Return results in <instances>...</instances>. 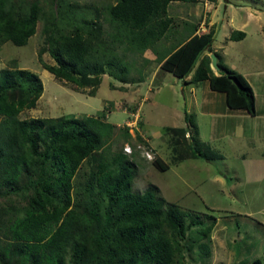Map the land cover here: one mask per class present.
<instances>
[{
    "label": "trees",
    "instance_id": "1",
    "mask_svg": "<svg viewBox=\"0 0 264 264\" xmlns=\"http://www.w3.org/2000/svg\"><path fill=\"white\" fill-rule=\"evenodd\" d=\"M113 2L104 11H97L68 0H0V46H24L34 35L36 24L52 13L44 47L53 64L43 63L39 52L37 61L44 71L75 89L94 92L103 75L121 84L141 82L153 62L177 79L194 68L191 82L206 80L211 91L226 93L229 108L252 112L253 95L241 75L226 68L216 54L218 71L213 75L209 58L201 57L203 52L210 53L213 31L196 35V25L187 21H181V32L175 28L169 6L189 5L196 0ZM184 34L186 38L173 42ZM243 36L232 32L229 40L238 41ZM165 41L171 45H163ZM145 52L153 59L144 58ZM131 72L137 78H131ZM41 93V82L33 73L15 67L0 69V167L13 181L17 179L15 173L31 168L33 178L23 185L24 190L32 186L41 191L40 204L7 225L13 243L0 248L3 258L12 252L20 258L16 264L30 259L34 264H63L62 254L70 248L72 264H173L180 253L175 238L182 237L188 224L195 225L196 221L189 219L186 223V212L157 200L153 186L141 193L130 191L137 170L135 153L111 151L109 139L114 127L103 122L102 116L19 120L18 114L32 109ZM183 121L184 129L174 130L187 133L191 158L203 162L218 159L198 141L193 115L183 113ZM65 129H72L78 142L71 141ZM125 138L127 141L129 136ZM96 151L99 153L87 187L94 184L108 202L100 213L95 202L89 200L91 209L77 213L69 209V179L80 162ZM151 164L159 172L167 170L158 157ZM50 181L58 184L54 193L45 192ZM54 196L62 200L56 201ZM211 228V224L201 227L199 238L204 240ZM198 247L208 254L206 242ZM89 249L94 252L86 263Z\"/></svg>",
    "mask_w": 264,
    "mask_h": 264
},
{
    "label": "rangeland",
    "instance_id": "2",
    "mask_svg": "<svg viewBox=\"0 0 264 264\" xmlns=\"http://www.w3.org/2000/svg\"><path fill=\"white\" fill-rule=\"evenodd\" d=\"M68 1L97 11H104V8L114 4L113 0ZM231 1L236 5L244 2L245 6L254 7L264 13V0ZM168 14L175 19V28L180 32L183 30L181 21L194 24L198 19L195 11L192 12L182 4H171ZM52 16V13H48L41 23L36 24L34 35L28 38L24 46L16 47L10 43L0 46V69L15 67L33 73L42 86V93L34 107L23 110L17 118L84 119L102 116L103 122L112 125L114 129L109 139L111 151L126 155L132 151L135 153L133 161L137 170L130 191L141 193L146 187L153 186L157 189V200L173 204L186 212L189 215L186 223L189 219L197 223L191 226L188 224L184 235L175 238L180 245V257L175 256L173 264H264V180L249 179L245 173V162L264 159V135L261 137L255 133L253 145H250V139L234 138V145H227L224 149L222 165L216 160L203 162L192 159L185 134L182 135L173 128L165 130L175 121V118H171L173 102L181 95L179 89H175V78L169 73H162L164 77L161 83H165L167 88L161 84L147 95L144 94L148 90L144 81L157 68L153 62L147 67L148 74L143 76L141 82L121 84L103 75L94 92L90 89H75L72 85L55 79L37 61L39 52L43 63L53 64L44 47L45 35L53 23ZM186 37L184 34L173 42H180ZM167 43L165 41L163 45H171ZM143 57L153 59L149 52H145ZM136 64L139 66L138 60ZM212 74L216 75V72L212 71ZM130 77L137 78L134 72H131ZM261 91V88L256 91L257 102L262 100ZM261 108L264 109L257 104L256 112ZM253 124L256 125L257 120ZM64 133L71 141L78 142L72 129H65ZM126 134L129 136L127 141ZM201 137L206 138L205 135ZM126 147L129 152H125ZM41 151L42 146H39V152ZM98 153L93 152L83 159L69 179V209L77 213L91 209L89 200L95 202L100 213L103 211L104 202H108L94 184L91 188L87 187L88 175L96 163ZM154 157L167 165L166 171L159 172L151 164ZM3 170L1 166L0 248L7 243H13L10 242L7 225L25 211L34 210L40 204L38 195L41 194L40 189L32 186L27 192L24 190L23 185L31 182L33 178L34 171L31 168L24 167L15 173V181L10 180L9 174ZM215 175L220 176L221 182L212 181L211 178ZM57 186L56 182L50 181L45 192L47 189L54 193ZM53 199L62 200L59 196H54ZM209 224L212 228L206 238L201 240L197 233L201 227ZM203 241L208 245L207 255L198 247ZM92 252L93 249L88 250L84 262L90 259ZM71 253L70 248L64 251L63 264H72ZM17 261H20L17 254L10 252L7 259L0 254V264H16ZM24 264L34 263L30 259Z\"/></svg>",
    "mask_w": 264,
    "mask_h": 264
},
{
    "label": "crops",
    "instance_id": "3",
    "mask_svg": "<svg viewBox=\"0 0 264 264\" xmlns=\"http://www.w3.org/2000/svg\"><path fill=\"white\" fill-rule=\"evenodd\" d=\"M222 1L196 0L195 3L182 5L189 7L192 12L195 11L198 16L197 21L194 22L196 27L193 33L200 35L212 30L210 52L218 55L226 68L241 75L250 87L253 95L252 112L249 113L244 108H229L226 104V93L211 91L206 80L191 82L193 68L181 79L174 77L175 89L178 88L181 95L173 102L171 118H175V121L166 127L184 129L183 113L192 114L198 141L204 148L219 156L214 160L221 165L224 164V149L227 145H234V138L250 139V145H253L252 140L256 139L255 133L261 137L264 135V109L261 108L256 112L257 104L259 107H264V75H262L264 74V13L254 7L245 6L244 2L236 5L231 0H225L222 5ZM233 1L240 2V0ZM232 32H240L244 36L241 40L230 41L229 36ZM203 55L207 56L208 53L203 52L201 57ZM156 67L144 81L148 88L145 95L151 94L153 88L156 89L162 84L164 77L162 73L165 72L159 70L158 65ZM162 85L166 87L165 83ZM258 88L262 89L261 102H257ZM256 120L257 124L254 125ZM201 135H205L206 138L202 139ZM185 136L187 137V134ZM245 171L249 179L264 180V159H259L257 162L248 160L245 162ZM211 179L214 182L219 180L220 176L215 175Z\"/></svg>",
    "mask_w": 264,
    "mask_h": 264
},
{
    "label": "water",
    "instance_id": "4",
    "mask_svg": "<svg viewBox=\"0 0 264 264\" xmlns=\"http://www.w3.org/2000/svg\"><path fill=\"white\" fill-rule=\"evenodd\" d=\"M209 62H210V68L214 71H218V68L216 66V58L213 53L208 55Z\"/></svg>",
    "mask_w": 264,
    "mask_h": 264
},
{
    "label": "clouds",
    "instance_id": "5",
    "mask_svg": "<svg viewBox=\"0 0 264 264\" xmlns=\"http://www.w3.org/2000/svg\"><path fill=\"white\" fill-rule=\"evenodd\" d=\"M212 52H210V53H208V55L209 54H211ZM214 54V53H213ZM208 55H207V57H208ZM214 56H215V54H214ZM209 68H210V62H209ZM211 69V68H210ZM212 70V69H211ZM212 71H214V70H212ZM216 72V75H217V71H215ZM214 75V74H213ZM187 134V133H186ZM187 138V137H186ZM126 150V151H125ZM124 151L125 152H129V148L128 147H126V149H125Z\"/></svg>",
    "mask_w": 264,
    "mask_h": 264
}]
</instances>
